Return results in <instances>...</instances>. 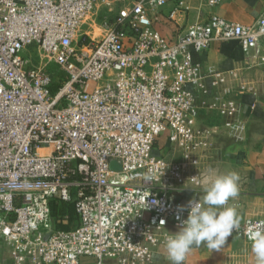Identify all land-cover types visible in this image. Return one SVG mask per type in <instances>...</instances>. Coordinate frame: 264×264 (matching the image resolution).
Returning <instances> with one entry per match:
<instances>
[{"label":"built area","instance_id":"obj_1","mask_svg":"<svg viewBox=\"0 0 264 264\" xmlns=\"http://www.w3.org/2000/svg\"><path fill=\"white\" fill-rule=\"evenodd\" d=\"M168 1L0 0V241L12 264H148L199 198L200 152L221 129L241 137L244 89L207 102L206 79L224 78L191 53L234 40L244 67L264 66V12L249 24L210 14L166 38ZM189 10L176 0L166 18ZM49 65L65 75L54 92ZM198 102L222 122L196 124ZM61 202L73 228H55ZM258 221L240 218L230 236L248 241Z\"/></svg>","mask_w":264,"mask_h":264},{"label":"crops","instance_id":"obj_2","mask_svg":"<svg viewBox=\"0 0 264 264\" xmlns=\"http://www.w3.org/2000/svg\"><path fill=\"white\" fill-rule=\"evenodd\" d=\"M190 10L177 14L175 20L166 18V14L176 7V0H170L162 10L156 28L166 38H172L178 28H185L194 20L204 21L210 14H216L228 21L249 24L264 12V0H221L215 7H208L203 0H185ZM192 60L200 63L203 72H220L224 82L212 87L206 79L212 101L216 95L230 96L234 90L243 88L237 96L240 105V118L245 128L241 137L236 139L221 129L211 140L212 147L200 152L203 178L218 173L236 171L240 176V193L238 198L230 200L240 218L264 217V66L247 69L243 65V55L237 41H214L203 51H192ZM212 95V97H211ZM214 100V99H213ZM199 109L196 124L209 125L213 121L206 106L198 102ZM216 114V113H214ZM217 115V114H216ZM220 124L222 118L217 115ZM161 144L166 143L164 136L159 137ZM167 145V143H166ZM165 147V146H164ZM199 197H202L201 190ZM167 230L174 233L176 227ZM0 264H12L9 247L0 241ZM148 264H169L165 259L164 245L157 247ZM184 264H255L251 246L241 236H229L220 251H212L201 245L193 248Z\"/></svg>","mask_w":264,"mask_h":264},{"label":"clouds","instance_id":"obj_3","mask_svg":"<svg viewBox=\"0 0 264 264\" xmlns=\"http://www.w3.org/2000/svg\"><path fill=\"white\" fill-rule=\"evenodd\" d=\"M153 179L151 175L146 178L151 182ZM191 179L195 185L192 189L200 188L203 195L188 202L187 218L180 221L176 232L169 233L165 238V259L169 264H184L193 248H200L201 245L220 251L228 237L240 226L236 207L229 205V201L238 198L240 193L238 172L205 176L200 181H197V176ZM247 240L255 264H264V221L248 227Z\"/></svg>","mask_w":264,"mask_h":264},{"label":"trees","instance_id":"obj_4","mask_svg":"<svg viewBox=\"0 0 264 264\" xmlns=\"http://www.w3.org/2000/svg\"><path fill=\"white\" fill-rule=\"evenodd\" d=\"M50 66V65H49ZM55 66V65H54ZM56 67V66H55ZM57 68V67H56ZM58 69V68H57ZM50 71V70H49ZM60 71V70H59ZM61 72V71H60ZM52 77H53V83H52V86H51V89L52 91L54 92L58 86V82H57V79L54 78L53 76V73L50 72ZM65 78L64 77H61L60 79L58 80H63ZM211 118L210 119H213V121H209L207 124L209 125H214V124H218L219 123V120L217 118V115L212 113L211 115ZM57 212V217L56 219L57 220H60L58 222H55V228L57 229H69L68 227H66L64 224H63V220H65L66 222H69V220H71V218L73 217L75 220H76V224H77V216H76V213L74 211V207L72 205V203H65V202H61L57 207H56V210ZM56 220V221H57ZM75 224V225H76Z\"/></svg>","mask_w":264,"mask_h":264},{"label":"rangeland","instance_id":"obj_5","mask_svg":"<svg viewBox=\"0 0 264 264\" xmlns=\"http://www.w3.org/2000/svg\"><path fill=\"white\" fill-rule=\"evenodd\" d=\"M112 16V13L107 12V13H101L99 15V19H108ZM96 35L98 34L97 32L95 33ZM33 64H35L34 60H33ZM48 70H50V72L53 73V76L55 79H60L61 77H64V73L60 72L54 65H50L48 66ZM57 214V212H56ZM66 227L68 228H73L76 224V220L72 217L71 220H69V222H65L63 223Z\"/></svg>","mask_w":264,"mask_h":264},{"label":"water","instance_id":"obj_6","mask_svg":"<svg viewBox=\"0 0 264 264\" xmlns=\"http://www.w3.org/2000/svg\"><path fill=\"white\" fill-rule=\"evenodd\" d=\"M112 167L116 168L117 167V164L116 163H113L112 164Z\"/></svg>","mask_w":264,"mask_h":264}]
</instances>
